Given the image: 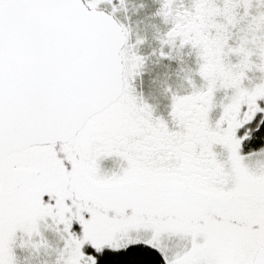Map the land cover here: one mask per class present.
Returning <instances> with one entry per match:
<instances>
[{
  "label": "snow or ice",
  "instance_id": "6c2138e0",
  "mask_svg": "<svg viewBox=\"0 0 264 264\" xmlns=\"http://www.w3.org/2000/svg\"><path fill=\"white\" fill-rule=\"evenodd\" d=\"M122 13L0 0V264H264V0H160L150 54Z\"/></svg>",
  "mask_w": 264,
  "mask_h": 264
},
{
  "label": "rangeland",
  "instance_id": "374dc122",
  "mask_svg": "<svg viewBox=\"0 0 264 264\" xmlns=\"http://www.w3.org/2000/svg\"><path fill=\"white\" fill-rule=\"evenodd\" d=\"M137 6V5H135ZM142 14L136 12L130 14L132 19L133 30L136 33H139L141 36H146L147 39L142 46V51L146 54H150L153 48H158L159 44L156 39L157 33V21L154 19H149L148 16L138 18ZM174 57L177 56L176 53H173ZM178 58V57H177ZM177 59L161 60L158 56H149V60L146 63L143 70H145V77L141 79L138 77L135 81V86L139 89L141 86V91L149 99L150 102H154L158 105V112L161 115L167 114V104L168 101L165 99L163 94V87L167 83H172L176 87H180L183 84V81L177 75ZM148 73V75H147ZM141 81V83H140ZM50 237L55 240V234L49 233ZM21 258L28 257L26 264H35L32 260V257L29 255L27 250H17Z\"/></svg>",
  "mask_w": 264,
  "mask_h": 264
},
{
  "label": "flooded vegetation",
  "instance_id": "af4514ba",
  "mask_svg": "<svg viewBox=\"0 0 264 264\" xmlns=\"http://www.w3.org/2000/svg\"><path fill=\"white\" fill-rule=\"evenodd\" d=\"M159 3L160 0H126V4H127V13L126 14H121V20H125V23L128 22L127 19H125V16L130 17V14L136 13V12H140L142 15L139 16L138 18H142L143 15L144 16H148L149 19H153L150 15L151 12L155 11L156 8L159 7ZM144 4L146 7L144 9L140 8V5ZM137 5V6H135ZM155 20V19H154ZM158 22V20H156ZM132 22V19H131ZM134 23V22H132ZM154 35H157V33H154ZM149 60V59H148ZM148 75V73H147ZM145 77V70H143V74L141 76V79ZM141 83V81H140ZM141 88L144 87H140L139 89H137L138 91H141Z\"/></svg>",
  "mask_w": 264,
  "mask_h": 264
}]
</instances>
